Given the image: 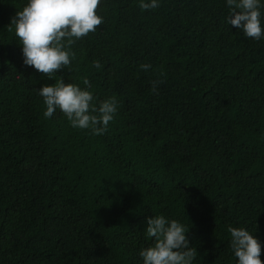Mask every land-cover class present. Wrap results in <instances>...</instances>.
Segmentation results:
<instances>
[{
    "label": "trees",
    "instance_id": "obj_1",
    "mask_svg": "<svg viewBox=\"0 0 264 264\" xmlns=\"http://www.w3.org/2000/svg\"><path fill=\"white\" fill-rule=\"evenodd\" d=\"M24 3L0 0V264H142L161 213L190 229L195 264H236L228 226L264 261V39L225 23V0H101L104 22L48 79L9 30ZM61 77L118 99L107 132L44 118L37 90Z\"/></svg>",
    "mask_w": 264,
    "mask_h": 264
},
{
    "label": "clouds",
    "instance_id": "obj_2",
    "mask_svg": "<svg viewBox=\"0 0 264 264\" xmlns=\"http://www.w3.org/2000/svg\"><path fill=\"white\" fill-rule=\"evenodd\" d=\"M162 0H138L142 11L158 9ZM228 15L224 22L254 40L264 39V0H225ZM101 0H26L22 8L12 17L9 30H14L21 47L25 67L45 74L48 79L71 65L75 54L71 45L104 22L97 13ZM96 69L102 66L93 62ZM150 64L140 68L148 71ZM161 81H152V91H157ZM87 86L66 83L61 77L54 84L41 86L37 93L43 99L45 119L51 118L59 109L73 129L87 130L92 135H103L110 122L118 114L119 102L115 96L98 102ZM144 231L152 240L142 247L138 255L142 264H195L197 250L191 246L189 228L179 219L169 218L163 213L145 216ZM230 247L236 264H264L261 260L262 244L245 227L228 226Z\"/></svg>",
    "mask_w": 264,
    "mask_h": 264
}]
</instances>
